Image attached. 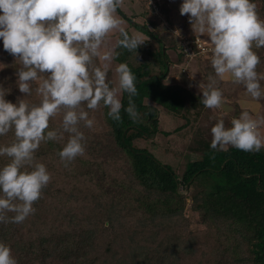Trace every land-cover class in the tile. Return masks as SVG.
<instances>
[{
    "label": "clouds",
    "instance_id": "clouds-1",
    "mask_svg": "<svg viewBox=\"0 0 264 264\" xmlns=\"http://www.w3.org/2000/svg\"><path fill=\"white\" fill-rule=\"evenodd\" d=\"M122 4L123 0H0V41L20 65L16 86L26 96L36 83L40 97L38 103L21 97L13 102L6 99L11 89L0 84V137L9 132L14 137L7 145L0 144V157H7L0 165V223H22L36 212L34 202L51 180L46 164L36 158L42 143L63 141L58 156L65 167L85 155L83 129L96 123L86 109L105 107L107 116L119 122L123 107L130 119L138 118L132 101L137 95L136 76L126 62L113 66V61L121 54L117 49L136 52L145 38L126 30L117 14ZM179 12L188 14L194 32L206 34L211 44L214 74L208 75L206 86L199 84L200 103L221 108L224 96L218 84L229 80L243 85L252 100L264 98V73L257 70L261 58L254 50L264 47V18L255 0H182ZM112 34H118L114 42ZM124 92L127 106L120 98ZM61 113L59 127H50ZM262 124L264 117L253 118L246 110L228 127L218 119L210 129L209 146L260 152ZM0 264H18L4 242H0Z\"/></svg>",
    "mask_w": 264,
    "mask_h": 264
},
{
    "label": "trees",
    "instance_id": "trees-1",
    "mask_svg": "<svg viewBox=\"0 0 264 264\" xmlns=\"http://www.w3.org/2000/svg\"><path fill=\"white\" fill-rule=\"evenodd\" d=\"M255 2L259 16H264V0H255ZM155 3L158 7L157 1ZM150 9L153 10L152 7ZM158 10H160L159 7ZM118 11L123 13L120 8ZM123 14V18L131 24V19ZM136 26L144 30L151 40L160 42L162 46L156 34L147 29L146 25L136 23ZM143 44L138 46L136 52L117 49L121 54L114 60L117 63L126 62L136 76L137 95L132 98V101L139 113L138 118L130 119L122 107L121 120L113 121L107 116V108L98 107L102 111L112 144H117L121 151L119 157L112 160L103 158L104 167L99 170L103 171L102 175L105 177L102 179V186L94 190V194L99 198L112 200L115 208L125 202L124 207L129 211H142L150 222L145 228L152 229L151 238L155 237L154 234L161 233L162 240L171 244L169 247L171 255L174 254L172 247L178 249L183 246L192 250L193 252L188 253L185 251L186 255L190 254L192 264H217V261H223L221 264L240 262L264 264V148L260 152H245L229 146L227 150L218 151L210 148V143H205L203 158L188 162L182 176H179L172 166L163 164L149 148L136 146V141L146 142L155 136L170 134L160 127L161 120L158 118L160 110L185 119L187 110L203 106L200 103L201 96L193 89L176 83H165L166 67L170 63L168 49L166 48L163 53L158 44V50L152 51L150 48L145 49ZM137 52L156 56L163 72L154 74L152 68L146 63L139 65L130 63L129 61ZM180 52L184 60L183 53L181 50ZM203 57L205 56L200 58ZM263 57L260 55L261 62ZM210 60L211 57H208L205 61L208 64L206 67L209 68L210 73L214 74ZM171 61L173 62L172 59ZM180 61L178 63H181ZM3 67L0 73L6 72L5 66ZM206 81L208 82V79ZM218 85L229 88L238 86L230 80L220 82ZM121 101L123 106L128 105L126 92L122 93ZM158 107H161L160 110ZM62 146L63 141L42 143L40 151L43 154L39 155L44 157L57 154ZM40 157L36 155V158ZM56 159H59V156ZM120 162L126 163V170L131 177L117 182L108 172L107 165L112 164L111 168H114L113 171L116 172V166ZM49 172L52 174L51 171ZM111 179L115 182H111ZM50 185L53 186L52 176L49 184L42 190L41 198L33 205L36 208L34 214L37 217L38 226L27 231L35 232L37 229L40 231L41 225L44 226V223L48 221V213L53 210L54 205L52 203L45 205L47 200L43 198L47 194H49L48 198L53 194L54 189L51 191ZM183 188L193 189L189 196L192 199V208L200 214L205 225L208 223L211 225L212 230L207 244L204 242L205 237L201 236L200 239L190 235L185 237L176 228V219L183 216L188 199L182 193ZM94 200L93 196L92 201ZM11 215L13 213H7V216ZM118 223L119 228L121 222ZM20 224L24 230V221ZM115 224L113 220H108L107 224L106 222L102 224V228L114 229ZM17 226L19 227V223L8 222L3 223L1 227L0 223V242L14 241L13 255L18 264H21L23 260L40 264H175L173 260H168V254L164 248H152L143 244L129 251L127 247L114 249L115 236L102 235V231L97 232L101 229L94 230L93 222L90 223V228L80 235H69L63 232L64 237H60L55 243L56 246L51 245L52 247L45 236L26 242L14 230ZM118 228L116 230H119ZM139 228L142 226L139 225ZM120 231L121 229L119 233ZM133 233L136 234V232ZM67 235L69 238H66ZM175 239L184 240L177 244ZM102 241L107 243L105 252L98 249V243ZM203 245L206 250L202 248ZM139 249L142 252H138ZM208 253L212 258L216 256V259L209 260ZM225 254L231 256L227 257ZM201 256L205 258L199 262Z\"/></svg>",
    "mask_w": 264,
    "mask_h": 264
},
{
    "label": "rangeland",
    "instance_id": "rangeland-1",
    "mask_svg": "<svg viewBox=\"0 0 264 264\" xmlns=\"http://www.w3.org/2000/svg\"><path fill=\"white\" fill-rule=\"evenodd\" d=\"M156 1L160 9L157 12L152 7L153 2ZM181 2L182 0H151V3H149V0H123L120 9L124 14L118 10L117 14L124 21L126 30H129L130 33L136 32L144 36L145 41L143 45L145 46V49L150 48L152 51H157L161 44L158 41L151 40L144 30L139 29L138 26H136V23L146 25L147 29L156 34L162 43L161 48L163 53H165L164 48L168 49L167 54L170 63L168 67H166L167 77L165 83H176L186 86L184 76L190 75L189 77L187 76L190 81V88H193L198 93L200 92L199 95L202 97L199 84L206 86L208 83L206 80L208 79L210 70L209 68L207 69L208 64L205 61L208 60V57H211V54L203 57L206 58V60H201L203 58L197 57L190 62L185 63V57L183 60L179 45L181 36L196 35L200 36L204 41L209 42V44L210 41L206 34L202 35L194 32L188 19V14L180 15L179 6ZM151 7L153 10L150 9ZM122 14L124 16L127 15L131 19V24L123 18ZM261 18H264V16H261ZM117 36L118 34H112L111 42H114ZM254 50L257 51L259 56H264L262 55L264 54V47ZM180 60L183 61L181 62ZM179 61L181 63H178ZM129 62L133 65L146 63L152 68V73L154 74L163 72L161 64L153 54L150 55L146 52H137ZM115 64H117V62L113 61V66H115ZM0 66H5L6 69V72L0 73V84L5 88L11 89L6 96V99L15 102L17 97H21L30 103L39 102L40 97L35 91L37 87L36 83L32 85V93L30 95L24 96L23 93L19 92L15 83V73L17 67L20 65L18 61H15L13 55L3 49L2 41H0ZM184 67H186L189 72H186L187 70L185 71ZM257 70L258 72L264 73V57L263 61L257 66ZM109 78L115 81V74L109 72ZM261 84L264 86V81H261ZM218 87L222 89L224 96V103L221 108L209 109L204 106H198L190 111L187 110L185 113L186 117L183 119L174 117L170 113L162 112L160 110L161 107H158L160 110V112H158V118L161 120L160 127L170 134L168 136L163 134L158 137L155 136L146 142L143 140L140 141L141 143L136 141L135 145L149 148L155 157L163 164L172 166L175 172L179 176H182L188 162L203 158L205 143H210L212 139L210 129L218 119H223L225 126L228 127L230 126L231 119L238 117L241 111H249L253 118H256L257 116L264 117V98L259 99L258 101L260 102L252 100L245 94L243 85H238L234 88L225 87L224 85H218ZM259 103L262 104L260 110L255 109L259 106ZM86 110L89 112L90 117L95 119L96 123L92 129H83L85 136L87 137V142L85 155L81 156V159L77 157L65 167L64 163L59 160L60 158L56 159L58 153L42 157L39 155L40 153L43 154V152L40 151L42 148L41 145L36 150V155L38 157L41 156L37 159L46 164L49 171L52 172L51 176L53 177V186L50 185V190L52 191L54 189L53 194L48 198L49 194L46 193L47 195L43 198V200H47L45 205H48V203L54 205L53 210L48 213V221L44 223L45 225L43 224L44 226L40 223V231L39 229L35 230V232L27 231V229L30 230L31 228H36L38 226L37 217L33 214L24 220V230L20 223L19 227H15L14 230H16L18 235H21L20 237H23L22 239L26 242H30L31 240L34 241L45 236V238L47 237L50 246H56V241H58L60 237H64L63 232L69 233V235H80L85 232L87 228H90V223L93 222L95 223L94 230L96 228L101 229L97 232L102 231V235H108L111 237L115 236L113 248L116 250L127 247L129 251L144 244L152 248H164L168 254V260H173L175 264H192L190 254L186 255L192 250L186 249L183 246L178 247V249L172 247L171 250H173L174 254L171 255L169 249L171 244L162 240L161 233L159 235L154 234L155 237L153 239L151 238V233L153 231L150 232L152 230L151 228L148 230L145 228L146 224L149 225L150 222L147 220V217L145 218L142 211H129L124 207L125 202L115 208L112 200L99 198L94 194V190H98V188L102 186V179L105 177L102 175L103 171L99 170L104 167L105 160L103 158H109L112 160L119 157V152L121 150L117 144H112V140L108 134L109 130L106 128L107 125L103 120L101 109ZM61 118L62 113L58 114L50 121V127H59ZM260 131L264 134V124L261 125ZM13 138V134L9 132L5 136L0 137V144L7 145L13 140ZM66 138L67 137L65 136V140ZM53 155L54 157H52ZM6 160L7 157H0V165L5 163ZM111 165L112 164L107 165V170L112 178L115 177V181L118 182V180L121 179H130L131 174L126 170V163H118L116 166V172L113 171L114 168L112 169ZM115 181L111 179V182ZM181 190L184 196L188 199L186 201L183 216L176 219V228L182 233V236L185 237H188L189 235L198 239H200L201 236L205 237L204 242L207 244L210 237L209 233L212 230L211 225L209 223L205 225L200 218V214L193 210L192 199L189 197L193 189L190 188L185 190L183 188ZM93 196L95 198L94 201H92ZM108 220H113L114 223H116L114 229L108 227L104 229L102 228V224L104 222L107 224ZM118 222H121L119 228ZM222 224L224 225L225 223L222 221ZM139 225H141L142 228H139ZM2 226L3 223H1V227ZM117 228L119 230L121 229V234L119 233V230H116ZM133 232H136V234ZM69 235H67L66 238H69ZM183 240L178 241L175 239L177 244L181 243ZM48 243L47 245L49 246ZM6 244L11 247L13 254L15 252L12 247V245L15 244L14 241L11 240ZM202 248L206 250L204 245ZM202 248L199 250L200 252L202 251ZM98 249L105 252L107 250L106 241L98 243ZM185 251L187 253H185ZM138 252L142 251L139 249ZM225 256L230 257L231 255L225 254ZM207 257L209 260L216 259V256H213L212 258L209 253L207 254ZM127 258L130 259V257ZM204 258V256H201V261L198 259L199 262H202ZM222 262L223 261H217V264H221ZM21 264L40 263L31 260H23ZM235 264H250V262H240Z\"/></svg>",
    "mask_w": 264,
    "mask_h": 264
},
{
    "label": "built area",
    "instance_id": "built-area-1",
    "mask_svg": "<svg viewBox=\"0 0 264 264\" xmlns=\"http://www.w3.org/2000/svg\"><path fill=\"white\" fill-rule=\"evenodd\" d=\"M152 7L155 11H158L157 4L153 2ZM180 47L181 51L185 57V63L190 62L191 60L206 56L211 54L210 48L211 44L209 42L204 41L200 36H181L180 39ZM185 70L186 67H184Z\"/></svg>",
    "mask_w": 264,
    "mask_h": 264
},
{
    "label": "crops",
    "instance_id": "crops-1",
    "mask_svg": "<svg viewBox=\"0 0 264 264\" xmlns=\"http://www.w3.org/2000/svg\"><path fill=\"white\" fill-rule=\"evenodd\" d=\"M181 50V49H180ZM165 51H166V48H165ZM187 72H189V70L187 71ZM188 77L190 76V75H187ZM188 77H186V76H184V78H185V84H186V87H189L190 88V81H189V79H188ZM181 85H183V84H181ZM190 89H193V88H190ZM194 90V89H193ZM194 92L196 93V94H198L199 95V93L197 92V91H195L194 90ZM258 101V100H257ZM258 102H260V101H258ZM261 106H262V104L261 103H259V106L257 107V108H255V109H259L260 110V108H261ZM254 109V108H253Z\"/></svg>",
    "mask_w": 264,
    "mask_h": 264
},
{
    "label": "water",
    "instance_id": "water-1",
    "mask_svg": "<svg viewBox=\"0 0 264 264\" xmlns=\"http://www.w3.org/2000/svg\"><path fill=\"white\" fill-rule=\"evenodd\" d=\"M164 52H165V48H164Z\"/></svg>",
    "mask_w": 264,
    "mask_h": 264
}]
</instances>
